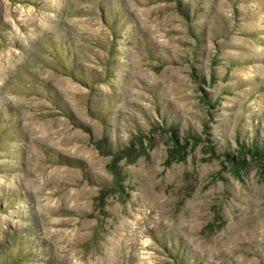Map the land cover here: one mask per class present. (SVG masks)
I'll use <instances>...</instances> for the list:
<instances>
[{
	"label": "rangeland",
	"instance_id": "obj_1",
	"mask_svg": "<svg viewBox=\"0 0 264 264\" xmlns=\"http://www.w3.org/2000/svg\"><path fill=\"white\" fill-rule=\"evenodd\" d=\"M263 138L264 0H0V264H264Z\"/></svg>",
	"mask_w": 264,
	"mask_h": 264
},
{
	"label": "trees",
	"instance_id": "obj_2",
	"mask_svg": "<svg viewBox=\"0 0 264 264\" xmlns=\"http://www.w3.org/2000/svg\"><path fill=\"white\" fill-rule=\"evenodd\" d=\"M246 146L238 145V152L240 155H249L254 158L264 159V138L251 140L246 143ZM233 160V157L230 158Z\"/></svg>",
	"mask_w": 264,
	"mask_h": 264
}]
</instances>
